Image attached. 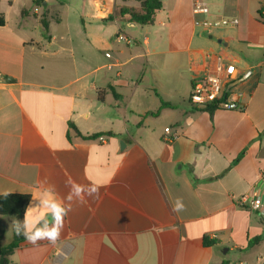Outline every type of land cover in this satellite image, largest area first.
Returning <instances> with one entry per match:
<instances>
[{
  "label": "crops",
  "instance_id": "1",
  "mask_svg": "<svg viewBox=\"0 0 264 264\" xmlns=\"http://www.w3.org/2000/svg\"><path fill=\"white\" fill-rule=\"evenodd\" d=\"M43 1L0 0V195L35 204L53 185L68 206L69 180L100 189L71 202L55 245L25 240L11 264H264V217L237 202L264 201V0H161L146 26L117 15L138 0ZM195 1L239 25L196 27ZM217 56L240 110L189 104Z\"/></svg>",
  "mask_w": 264,
  "mask_h": 264
},
{
  "label": "built area",
  "instance_id": "2",
  "mask_svg": "<svg viewBox=\"0 0 264 264\" xmlns=\"http://www.w3.org/2000/svg\"><path fill=\"white\" fill-rule=\"evenodd\" d=\"M192 11L196 17L203 14L208 18L205 20L194 19V25L203 29L204 31H211L219 28H236L240 21L237 18H230L223 15H212L210 7L207 3L195 1L193 3ZM213 17L212 19L209 17ZM259 17L264 22V2L259 11ZM122 40L128 42L126 37H120ZM109 56V54H107ZM237 78V69L232 63H225L222 57L217 56L214 59L210 58L206 69L203 73L196 77L191 86L189 96V104L195 109H208L215 107V109L240 110L241 95L238 92L226 89L227 85L234 82ZM166 133L170 132L167 128ZM107 137L101 135L99 140L106 141ZM177 139L176 134H172L166 140L172 141ZM238 204L248 206L253 212H256L261 217H264V201L260 197L253 194H245L239 197ZM234 264H247L246 262H237Z\"/></svg>",
  "mask_w": 264,
  "mask_h": 264
},
{
  "label": "clouds",
  "instance_id": "3",
  "mask_svg": "<svg viewBox=\"0 0 264 264\" xmlns=\"http://www.w3.org/2000/svg\"><path fill=\"white\" fill-rule=\"evenodd\" d=\"M67 186L69 187L66 197L68 206L57 198L53 185L42 187L39 195H32L33 201L38 203L29 204L23 220L13 219L12 221L16 234L23 235L26 242L33 246H37L41 241L55 245L64 231L65 218L71 211V202H83L85 196L94 199L99 197L100 185L95 183L84 186L69 180ZM8 194V192L3 193L5 197ZM183 207L178 199L173 206V211H182Z\"/></svg>",
  "mask_w": 264,
  "mask_h": 264
},
{
  "label": "trees",
  "instance_id": "4",
  "mask_svg": "<svg viewBox=\"0 0 264 264\" xmlns=\"http://www.w3.org/2000/svg\"><path fill=\"white\" fill-rule=\"evenodd\" d=\"M140 2L139 9H133L128 7H122L117 15L128 16L129 20L141 26L155 25L156 15L158 12L162 11L161 0H138ZM43 0H33V5L41 6ZM116 15V16H117ZM110 20H114L111 17ZM5 21L0 17V26L4 25ZM44 29L47 30L48 24L43 21ZM101 99V98H100ZM102 100V99H101ZM163 107L171 106L169 103H162ZM215 107H209L208 109H198L201 111H208L211 114ZM78 133V132H77ZM79 134V133H78ZM95 138L97 136H94ZM242 156V155H241ZM238 158L237 162L241 159ZM31 196L28 194H8L6 197L0 195V216L13 217L15 219L23 220L25 211L30 203ZM260 240V238L256 239ZM25 241L23 235H17L14 231L13 241L6 246L0 245V264H11L10 257L19 248L20 244ZM206 246H211L212 242L208 239L204 240Z\"/></svg>",
  "mask_w": 264,
  "mask_h": 264
},
{
  "label": "water",
  "instance_id": "5",
  "mask_svg": "<svg viewBox=\"0 0 264 264\" xmlns=\"http://www.w3.org/2000/svg\"><path fill=\"white\" fill-rule=\"evenodd\" d=\"M233 86H234V84L232 83L230 87H233Z\"/></svg>",
  "mask_w": 264,
  "mask_h": 264
}]
</instances>
